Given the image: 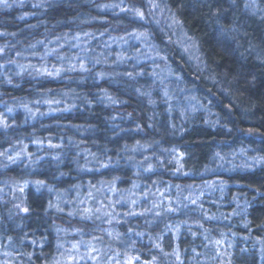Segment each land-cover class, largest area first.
<instances>
[{
    "label": "trees",
    "instance_id": "obj_1",
    "mask_svg": "<svg viewBox=\"0 0 264 264\" xmlns=\"http://www.w3.org/2000/svg\"><path fill=\"white\" fill-rule=\"evenodd\" d=\"M0 49V264H95L63 230L99 264H264V0H0Z\"/></svg>",
    "mask_w": 264,
    "mask_h": 264
},
{
    "label": "rangeland",
    "instance_id": "obj_2",
    "mask_svg": "<svg viewBox=\"0 0 264 264\" xmlns=\"http://www.w3.org/2000/svg\"><path fill=\"white\" fill-rule=\"evenodd\" d=\"M14 1L16 2L17 0H11V3L13 4ZM147 10L150 12V15H151V12H154L153 7H148ZM123 45L125 46V48H127L126 44H123ZM188 46H189L188 44L182 45L183 49H188ZM150 51L152 52L153 50H150ZM152 58H153L152 53L151 54L147 53L146 58L138 60V62H140L142 60H144V61L152 60ZM26 60H27V58L24 57L22 60H16V63L20 62V65L23 66V62L25 63ZM14 63H15V60H13V64ZM52 66H55V65L52 64L50 66H46L50 70H45L44 72L54 74L56 72V69H53L54 71L51 70L53 68ZM1 103H3V101H0V104ZM8 113H11V111L9 109L0 106V131H3L4 130L3 128H5L7 126L6 125V119H5V116H3V114L7 115ZM6 158L7 159L9 158V156L7 154H6ZM110 196L114 197L111 194H110ZM98 202L100 203L99 206L101 207V199ZM122 203L126 204L125 202H122ZM84 208L86 209V211H90L89 206H85ZM166 218H167V220H170V215L166 216ZM74 235H75L74 231H72V230H63L62 232H60V237L64 240V243L67 242V245H68V246H66L67 250H64V253L62 254L63 255L62 260L63 261H70V260H74V259H81L84 261H88L90 263L95 262V264H99L100 261L96 257V251L93 248V244L91 242H87L86 244L83 245L80 243V241H75ZM71 239H73V240L71 241Z\"/></svg>",
    "mask_w": 264,
    "mask_h": 264
},
{
    "label": "bare ground",
    "instance_id": "obj_3",
    "mask_svg": "<svg viewBox=\"0 0 264 264\" xmlns=\"http://www.w3.org/2000/svg\"><path fill=\"white\" fill-rule=\"evenodd\" d=\"M4 55H5L4 50H3V49H0V63L3 62L4 59L2 60V58H4ZM7 63H8V62H7ZM3 64H4V63H3ZM2 79H3V77H2V75H0V85H1V83H2ZM178 120H179V119H176V121H178ZM210 184H211L210 187H212V186L215 185L214 182H210ZM211 190L213 191V190H215V189H210V191H211ZM212 197H214V196H212ZM228 203H229V202H227V203H223V204H225V205L227 204V205H228ZM227 205H226V206H227Z\"/></svg>",
    "mask_w": 264,
    "mask_h": 264
}]
</instances>
